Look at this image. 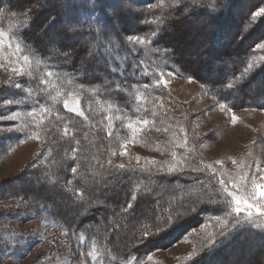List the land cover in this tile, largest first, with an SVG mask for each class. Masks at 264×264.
I'll return each mask as SVG.
<instances>
[{"label": "rangeland", "instance_id": "1", "mask_svg": "<svg viewBox=\"0 0 264 264\" xmlns=\"http://www.w3.org/2000/svg\"><path fill=\"white\" fill-rule=\"evenodd\" d=\"M27 1L18 0L17 2L20 3V6H30L37 3V0ZM56 1L51 0L47 6L38 10L35 9L36 14L44 16L45 20L51 18L47 24L38 30V35L36 34L46 41L47 45H50L52 38L62 37V32H65L64 22L60 14L56 17L54 15L57 9L53 8L51 11L52 5L54 3L56 5ZM59 1L63 5L65 4L64 0ZM186 1L190 4L193 2V0ZM203 1L200 0V4L192 11L191 15L180 16L177 19L176 13L174 14V18L177 19L174 32L179 40L176 38L178 41H173L170 47L173 50V58L178 60L188 74L178 75L170 68H166L157 59L158 55L151 51L154 48L152 44L137 45V48L150 58L145 60V64L152 74L154 82L162 76L165 83L159 85L160 93L154 96L155 98L151 100L149 106L146 105L151 110L150 115L140 120L123 117V124L127 128L128 134L112 139H116V143L114 142V146L108 151L105 162L121 171H129L130 169L148 171L151 169L149 172L153 175H160L158 171L160 169L167 173L169 168L176 166L177 174L166 175L167 178L180 175L179 171L183 169L185 174L180 175L183 178L188 177V175L193 177L190 179L191 181L194 178H200L195 185L204 180L205 182L202 184L207 186L206 183L211 177L215 190L210 189L209 186H199L200 189L192 188L195 185H191L189 189L188 187L180 188L182 190L181 194L178 193L179 197L181 196L180 199L183 200V197L191 198L192 201H189L188 204L195 205L196 210L193 212L189 209V214L179 222V224H183L182 230L171 241L167 242L165 239H160L155 244L148 241L149 245L144 243L146 242L144 240L136 242L139 246H148L146 256L140 262L129 261L127 264H190L205 249L208 251L210 238L215 237V240L219 238L218 233L221 226L213 218L216 216L221 217L222 220L232 218L230 213L234 206L233 201L223 191L219 181L223 179L226 182L236 183V189H232V185L229 183V190L235 191L238 196L247 197L252 192L251 185L249 183L246 189L240 187V184L243 183L240 181V177L245 172L255 171L257 164L264 169V109L245 105L247 101L244 98H239L240 100L237 102L240 103L235 102L230 106L217 98L199 79L216 77L213 63L221 57L219 53L212 56L214 53L210 48L214 33L220 30L217 23L219 18H212V12L210 13L208 5H205V2L202 3ZM188 2L187 4H189ZM135 5L133 3L131 8L133 14L138 11L137 16L135 15L125 22L123 28L126 30L127 36H143L133 31L140 24L138 15L141 8ZM200 7L207 10L198 12L197 9H201ZM244 7L239 12L236 11L235 27L230 31L233 36L231 35L228 44L225 46V54L229 56L238 52L236 49L240 47L241 40H243L242 47H249L252 41L256 40L253 38L255 34L253 35V31H251L254 29V20H251V23H242L243 20L241 22L237 20L238 16L240 18L242 14L247 13ZM262 8H264V3L251 14L252 19L264 14L254 15ZM184 10V8H180L179 11L184 12ZM219 10V15H221L222 8L220 7ZM204 11L205 13H203ZM34 23H36L35 20ZM46 25L47 29L45 30ZM32 29L35 30V27ZM167 30L170 32L171 28L169 27ZM0 31L5 32L6 37L10 38V40H6L5 46L0 48V247L9 243L7 250L0 248V264H92L94 260L88 253L93 252V249L85 250L80 247L81 240L79 238L81 236L74 235L70 230L61 228L52 220L47 219L45 209L40 206L41 198L46 193L49 196L48 200L52 201L55 206L62 202L59 201L57 187L49 183L54 180H60L58 187L61 190L81 198L80 194L71 188L66 179L54 176L58 173L56 168L58 162L54 156V148L50 144L49 136L53 132L51 125L59 124V128L56 126L55 131L61 135L62 139L70 138L71 131L65 127L67 123H63L61 117L53 113L49 114L45 108L35 107L34 104L25 106L26 99L5 105L6 100H12L7 91L16 90V84L22 85L19 90L23 89L26 95L29 94L28 101L33 103L29 99L31 93L22 84L21 79L23 76L30 75L29 73L31 69L35 68L36 63L22 49L20 52L15 51L18 43L11 37L8 30L0 27ZM85 40L84 37H79L68 48L72 51L76 49L81 51V46ZM8 43H11L10 48L7 46ZM257 44H264V40L258 41ZM254 48L256 51H254L253 57L250 58L247 65V67L249 64L252 65L251 74H255L256 68L264 62V49H259L256 45ZM25 55L29 56L31 64L25 66V72L22 76L17 77L13 69L24 66L22 57ZM220 68L224 72L230 67L225 65ZM9 80L11 85L5 83ZM255 86L259 85L250 84L246 90L252 92L250 89ZM223 95L228 96L229 99L233 98L230 95L235 97L234 92L228 93L226 90ZM65 101L69 102L67 109L64 107ZM61 103L68 112L84 116L85 110L79 94H66L61 97ZM33 108H35V112H33ZM71 108H76L77 111H70ZM111 111L113 110L107 107L108 116L106 118L109 119L107 120L110 127L114 122ZM30 112H33V115L29 116ZM14 114L15 118L12 119ZM233 116L236 117L235 122H233ZM144 120L149 123L143 124ZM129 124L139 129L135 136L132 130L128 128ZM121 152L124 154L121 155ZM137 157L140 158L139 161H137ZM233 160L237 161V164H233ZM148 161H155L156 163L149 165ZM216 161H221V163L216 164ZM121 164L125 165V169L117 167ZM208 165H212V167L209 168ZM193 168H197L199 171L192 172L191 169ZM213 168L216 169L215 175H213ZM256 181L257 183H264V180L259 177L256 178ZM174 185H171L172 188H177ZM25 188L29 189L27 193L29 195L25 194ZM178 190L179 188L176 192ZM146 191L143 186L137 184L132 188L126 204L128 205L132 201L133 196L136 197L139 193ZM216 192L219 193L218 197H224L226 200L223 208L219 207L221 210L209 213L208 210L216 204L208 202L204 195L211 193L215 197L217 196ZM37 195L41 197L40 200L35 197ZM106 195L108 194L106 193ZM101 196L104 194L102 193ZM149 196L153 200L156 199L153 192ZM202 201L203 203H201ZM107 210L108 216L113 215L109 209ZM179 210L185 211L184 208ZM89 212L98 213L94 206ZM70 215L73 217L74 212H70ZM170 215H175V212L170 213ZM246 216V212L241 213L239 218L244 220ZM241 226H255L264 229V217L258 219L255 225L245 222ZM160 227L166 228L167 226L160 225ZM242 227L239 226V228ZM229 229L232 231H228ZM234 229L238 228H233L229 224L226 236L232 234ZM156 230V227H152L150 231L145 229L144 232L154 233ZM237 242L239 243L236 244L235 248L224 251L228 254L227 259L222 262L210 260L207 264H247L245 258L249 248L255 250L263 245L256 239L249 241L246 236L241 237ZM190 253H194L191 258L189 257ZM215 257L216 255L212 259Z\"/></svg>", "mask_w": 264, "mask_h": 264}, {"label": "trees", "instance_id": "2", "mask_svg": "<svg viewBox=\"0 0 264 264\" xmlns=\"http://www.w3.org/2000/svg\"><path fill=\"white\" fill-rule=\"evenodd\" d=\"M17 1L4 0L3 6L0 7V27L8 30V33L17 41L23 52L29 55L36 63L35 68L31 69L30 75L27 77L23 76L21 79L22 84L31 93L29 99L33 103L28 101L29 94L26 95L23 89H11L7 91L9 92L8 96L16 102L26 99L24 102L25 106H32L34 104L35 107H43L49 111V114L53 113L61 117L63 123H67L65 127H68L71 131V137L66 139H62L61 135L55 131L56 126L59 128V124L51 125L53 132L49 136L50 144L54 148V156L58 162L56 167L58 173L54 174V176L66 179L71 188L81 196V198H77L78 196L69 195V192L63 191L58 187L60 180H54L49 183L57 187L59 201L62 202L57 203L58 205L55 206L52 201L48 200V193L43 195L42 198L38 197V195L35 197H38L39 200L41 198L42 203L40 206L45 209L47 219L52 220L61 228L70 230L74 235L84 237V241L82 243L80 241V247L90 250L95 246L96 252L99 255L92 264L140 262L146 256L148 246H139L136 242L141 240L145 229L150 231V228L156 227L152 224V221L146 218L148 216H151L152 220L167 218L170 213H173V207L178 202H191V198L183 197V200L180 199L181 196L179 197L178 193L181 194V189L186 187L189 189L191 185H195L196 181L200 179L194 178L191 181L190 179L193 177L188 174H186L188 175L186 178L180 175H176L175 177L169 176L167 178L168 176L166 175H153L149 171L136 169L121 171L105 162L108 151L114 146V142L116 141V139H112L128 134V130L123 124V117L131 120H140L150 115L151 110L146 105L149 106L151 100L155 98L154 96L161 91L159 86H155L153 76L145 64V60L150 58L140 50V54L136 59L142 58L144 61L140 69L141 74L136 75L134 78L129 76L127 81H125L120 76L109 73L105 67V60L108 55L105 50L114 47L105 42L101 48L102 55H99L98 58L89 57L88 61L83 64V68H81L82 58L88 57L89 47H93L96 43L94 40L88 38L86 31L85 36L81 37L89 41V47L81 46V51L78 49L73 50L76 53L74 60L70 63H65L63 55L56 56L50 54L48 51L49 45L37 36L38 30L47 24L51 18L45 20L44 16L36 14L35 9L32 10L31 16H29L27 12L31 5L20 6V3ZM172 1L136 0L135 6L141 8L138 15L140 24L133 31L138 35L142 34L147 38L157 40L156 43H152L154 48L159 46L162 49L171 50V58L158 55L157 59L166 68H170L174 73H179L178 75L183 76L188 73L185 72L178 60L173 58V50L170 47L173 41L177 42L179 40L177 34L175 35L174 32L177 24L174 14L176 13L177 17L181 16V11H170V7L174 5ZM9 3H11L10 9L8 7ZM64 3L63 5V3L57 0L56 5L54 3L51 8V11H53V8L57 9L54 15L56 17L60 14L64 24L67 21V17L63 13L65 11H74V9L68 7L69 5H75L79 9L76 18L85 19L89 0H64ZM202 3L205 5L217 4L215 12H212V18H219V22L217 23L220 30L214 33L210 48L214 53L212 56L219 53L221 57L217 58L215 63H213L216 77H213V79H199L217 98H220L230 106L239 101V98H244L247 101L245 105L264 109V102H262L264 99V70H261L264 69V62L256 68L255 74L252 73V75L250 73L252 70L248 72L249 74L244 73V70L248 68L247 65L250 58L253 57L254 51H256L254 46L257 45L258 41L264 40V14L253 19L251 15L260 8L264 0H204ZM81 5L84 7H80ZM220 7L222 8L221 15H219ZM243 7L247 10V13L245 15L242 14L240 18L238 16L237 20H240V22L243 20L242 23H251V20H254L253 27L255 30L252 28L250 30L253 31V35L255 34L253 38L256 40L252 41L249 47H242L241 43L243 40H241L240 47L236 49V52L237 50L238 52L229 56L225 54V46L231 38L232 34L230 31L235 27L237 12ZM200 8L197 9L198 12L200 10H207L204 7ZM137 12L134 16H137ZM34 16L35 19H32ZM34 20L36 23H34ZM161 21H164V23H161ZM29 22H31V27L25 31L24 29ZM88 23H91V18H88L87 22L82 25L85 30H87ZM76 26L81 27V25ZM34 27L35 30L32 29ZM169 27L171 28L170 32L167 30ZM161 29H163L162 32ZM108 31H111V28ZM153 31L160 33L158 38L151 36ZM21 32H23V37L20 36ZM62 33V36H64V32ZM120 33L123 37L127 36L125 29H121ZM64 42L65 40L59 45L60 52L72 51L68 48L69 45ZM128 47H131V45H128ZM93 51H95L94 47ZM116 54L124 56L125 51L122 49L119 53L113 52V55ZM225 65H228L230 68L222 72L223 69L220 67ZM113 66L119 67L118 62H114ZM127 68L130 72V63L127 64ZM49 72H51V75H48ZM96 73L104 74L103 78L97 77ZM117 83H126L127 86L119 92L110 91V88L115 89ZM250 84H258L259 86L250 89L252 90L250 92L246 90ZM145 85H148V87H145ZM229 85H232V87L229 88ZM225 90L228 93L234 92L235 97L230 95L233 98L229 99L228 96H224ZM69 93H76L81 96L82 105L85 110L84 116H79L64 109L61 97ZM238 94L239 96H237ZM107 107L113 110L111 113L114 122L111 127L108 123L109 119L106 118L108 116L106 113ZM72 167L78 169L77 173L71 172ZM204 182V180L203 182L201 180L192 188L200 189L201 187L199 186H202ZM137 184L143 186L147 191L141 192L136 196L134 209L130 210V214L125 215L122 213V208L127 207L126 200L130 196L132 188ZM173 184L177 188H172L171 185ZM206 184L207 186L204 184L203 187L209 186L210 189H213V181L209 183L208 180ZM178 188L179 190L176 192ZM24 190L25 194H27L29 189L25 188ZM152 192L156 195L155 200L149 196ZM102 193L104 196H101ZM205 194L206 200L209 201L210 198H214L218 201V204L208 210L209 213L223 208L226 198ZM76 199L79 200L77 201ZM93 206L96 212H98L97 214L89 212L92 211ZM107 209L113 215L110 214L108 216ZM70 212H74L73 217L70 215ZM161 225L164 226V224ZM182 225L174 226L159 236L146 238L144 240L146 242L144 243L154 242L153 244H155L160 239H165L167 242L171 241L182 230ZM237 228L226 237L219 236L214 246L208 247V251L205 249L190 264H207L210 260L224 261L228 257V254L224 251L235 248L236 244L239 243L237 242L238 239L243 236H246L249 241L256 239L263 244L255 250L249 248L248 255L245 258L247 264H258L259 259L264 256V229L255 226ZM8 244L0 248L7 250ZM214 255L217 258L212 259Z\"/></svg>", "mask_w": 264, "mask_h": 264}, {"label": "snow or ice", "instance_id": "3", "mask_svg": "<svg viewBox=\"0 0 264 264\" xmlns=\"http://www.w3.org/2000/svg\"><path fill=\"white\" fill-rule=\"evenodd\" d=\"M136 0H89L87 9H86V15L85 19L81 20L76 18L79 13V9L75 5H69L68 7L71 9H74V11H65L63 14L67 17V21L64 24V36L62 37H55L51 39L50 45H49V53L52 55L60 56L63 55L65 63H70L75 58V52L74 51H67L64 53L60 52V43L64 40H66V43L70 46L72 43H75L76 40L81 37L85 36V32L87 31V36L91 40H94L96 43L93 46L95 48V51H93V47H89V41L85 40L83 43V47H89V53L88 57L82 58L81 68H83V64L86 63L91 58H98L99 55H102L101 48L107 42L109 45H113L114 47L108 48L105 51L107 52V58L105 60V67L107 68L109 73H112L114 75L120 76L125 81H127L129 76H132L133 78L136 75H140V69L143 65L144 61L143 59H136V57L139 56L140 50L137 48V45L145 46L148 44L156 43L157 40L150 39L145 36H137V35H128L127 37L121 36L120 30L124 28L125 22L129 21L130 18L134 17L131 5L135 3ZM51 3V0H37L36 4L31 5V7L28 9L27 15L31 16L33 9H39L42 7L47 6ZM4 4V0H0V7H2ZM200 4V0H193L191 4L185 3V0H174V7H170L171 12H177L180 8H184V12H181V16L191 15L192 11L197 7V5ZM9 9L11 8V3L8 5ZM80 7H84L81 5ZM155 7V5H153ZM217 8V4L212 3L208 5V9L211 12H215ZM262 13H264V8L260 9L259 12H256L255 16H260ZM88 18H91V23H88L87 30L82 26L84 23L87 22ZM179 17H177L178 19ZM32 19H35V17H32ZM161 23H164V21H161ZM76 25H81V27H77ZM31 27V22L27 24V27L24 29L27 31ZM111 28V31H108V29ZM47 29V25L45 26V30ZM163 29H161V32ZM70 32V35H69ZM160 33L153 31L151 33V36L153 38H158ZM20 36L23 37V32L20 33ZM6 40H10L9 37H6L5 32L0 31V48H3L5 46ZM128 45H131V47H128ZM9 48L11 47V43H8L7 45ZM257 48L264 49V44H257ZM125 51L124 56H120L119 54L113 55V52L119 53L121 50ZM16 52H20L21 48L19 44L17 45ZM151 51L153 54L160 55V56H167L171 58V50L168 49H162L161 47L157 46L155 48H152ZM24 61V66H22L19 69H13L15 72V75L17 77H20L25 72V66H30L31 61L29 59V56L25 55L22 57ZM114 62H118L119 67L113 66ZM39 63V61H37ZM131 64V71L129 72L127 68V64ZM252 68V65L249 64L248 68L244 70V73L247 74ZM264 70V69H261ZM179 74V73H178ZM48 75H51V72L48 73ZM99 78H103L104 74L102 73H96L95 74ZM169 75H172V73H169ZM191 79V77H189ZM6 84L11 85V81H5ZM107 83V81H106ZM162 83H165L163 80V77L161 76L160 79H157L155 81V86H159ZM125 84L117 83L115 85V89H109L110 91H122L124 87H126ZM15 87L17 89H20L22 87L21 84H16ZM145 87H148V85H145ZM229 88L232 87V85L228 86ZM13 100H6L5 105H10L14 103ZM64 107L67 109L69 108V102H64ZM223 107V105H221ZM44 110V109H42ZM70 111L76 112V108H71ZM33 112H35V108H33ZM33 112L29 113V116L33 115ZM12 119L15 118V114ZM236 117L233 116V122H235ZM149 122L147 120L143 121V124H148ZM128 128L132 130L133 135L139 131V129L135 128L132 124L128 125ZM124 153L121 152V155ZM175 156V153L173 154ZM139 157H137V161H139ZM155 161H148L149 165L155 164ZM221 161H216V164H220ZM233 164H237V161L233 160ZM119 169H125V165L121 164L117 166ZM207 167L211 168L212 165H208ZM78 169L76 167L71 168L72 173H77ZM148 171H151V169H148ZM160 175H173L177 174V168L176 166H173L168 169L167 173H164L162 169L158 170ZM192 172L199 171L197 168L191 169ZM180 175H184L183 169L179 171ZM216 174V169L213 168V175ZM259 177L261 180H264V169L259 167V164L256 165L255 171H249L245 172L241 177L240 181L243 183L240 184V187L247 188L249 183L252 188V192L247 197L238 196L235 191L229 190L228 184L231 183L232 189L237 188L236 183H232L231 181L226 182L225 180L221 179L219 181V184L222 186V189L225 193H227L228 196L231 197L234 206L232 207L230 215L232 218L229 219H221V217L216 216L213 219L219 222L220 224V231L218 235L220 237H226V230L229 224L232 225L233 228L241 226L243 223L248 222L255 225V222L260 219L261 217H264V183H257L256 178ZM209 183H211V177L209 178ZM203 187V185H202ZM213 190H215V185H213ZM216 195H219L218 192L215 193ZM211 196V193L209 194ZM136 200V197L133 196V199L131 202L128 203L126 208H122V213L125 215L130 214V210L134 209V202ZM210 203L218 204V201L209 199ZM203 203V201L201 202ZM184 208L185 211L181 212L179 209ZM189 209L191 211L196 210L195 205H189L187 202H178L173 207V212H175V215H169L167 218L161 219L157 218L155 220H152L151 216H148L146 219L149 221H152V224L156 226L157 230L155 233L151 232H143L141 236V240H145L149 237L159 236L163 232H167L169 229H171L173 226H178L179 222L184 219L189 214ZM247 213V216L244 220L240 219L239 216L241 213ZM255 212V215H254ZM164 224L167 225L166 228H161L160 225ZM259 227V225H256ZM81 241L84 240V237L81 236L79 238ZM216 243L215 237H212L208 240V247L211 248ZM92 257L93 260L97 259V256L99 255L98 252H96L95 246H93V252L88 253ZM194 255V253H190L189 257ZM258 264H264V256L260 258L258 261Z\"/></svg>", "mask_w": 264, "mask_h": 264}]
</instances>
